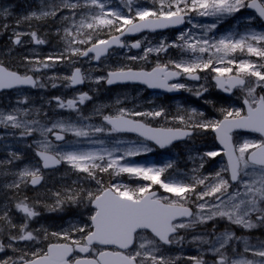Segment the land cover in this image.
Segmentation results:
<instances>
[{
  "label": "snow or ice",
  "instance_id": "1",
  "mask_svg": "<svg viewBox=\"0 0 264 264\" xmlns=\"http://www.w3.org/2000/svg\"><path fill=\"white\" fill-rule=\"evenodd\" d=\"M133 0H126L129 14H124L120 10H113L107 7L105 0H59L51 10L43 11L37 16L56 17L58 12L68 9L69 16L63 17L65 21L71 20L72 26L64 28V38L67 44L69 55L88 56L94 53L98 60L106 54L109 47L117 44L120 47L126 45L121 43L119 37L108 39H95L90 33L81 32V29H88L90 32H97L104 29L109 31L135 33L148 29H164L170 26L184 23V15L190 12L200 16L223 17L239 12L241 8H254L260 18L264 19V0L260 3L251 0H159V7L154 9H136L134 15L130 13ZM7 15V10L3 12ZM77 17L79 22L77 23ZM196 25H194L195 27ZM208 30L216 27V24L207 26ZM19 33L14 40L15 44H20ZM32 40L36 44H44L45 40L40 39L36 32L30 33ZM78 36H85L86 39H77ZM70 38V39H69ZM179 40L182 44H165L163 41L156 48H147L146 54L150 52L166 51L168 47H179L192 54L206 53L215 50L212 55L221 54L218 62L221 64L233 65L236 69L235 75L233 67H212L211 58L204 61L200 56H195L190 62L172 61L173 67L178 71H169L167 65H157L152 71H132L117 70L110 71L107 76V83L112 85L117 82H140L149 88H163L171 92L184 88L183 84H169L168 81L181 74H186L193 80L200 77L197 71H204L212 68L216 73V84L226 92H231L233 88H241L246 92L244 104L247 106L246 114L241 110L221 109L223 119L221 120H201L191 123L189 126L204 130L211 129L216 133V138L223 146L222 151H208L205 156L215 158L220 155L227 157V165L214 177H194V182L190 184L180 183L170 179H162L164 172L172 168V163L164 167H144L121 163L125 157L140 155L141 150L137 147H128L119 157H114L113 151L102 148L99 151H77L66 150L59 144L53 142L49 136L54 137V141H66V134H71L77 138L88 139L93 133H122L134 132L147 140L154 141L161 148L171 144L174 140L191 135L190 132L173 130L171 128H153L131 117L151 116L160 117L163 110L153 112H128L119 110L116 115H105L103 120L110 127H85L77 126L71 122L62 120L55 121L49 125H40L39 120L23 119L30 115L28 110L17 109L10 113L0 112V124L11 128L21 129V135H32L39 132L42 139L37 145L36 155L40 158L43 168H51L66 163L70 168L79 173H85L87 177L96 181L100 189L96 192L84 190L82 188H69L62 195L55 193L57 204L65 202L82 204L84 201L92 206L94 211L89 215L90 223L82 225H72L62 232H53V236L64 240V243L49 244L46 249H33L31 251L15 248L12 243L8 244L14 252H19L17 259L8 257L0 259V264H176V259L163 254L162 245L171 246L184 239L179 235L180 230H188L197 224H206L215 219H224L231 225L251 230L259 226H264V140L253 141L249 139L234 140L233 132L244 130L259 133L264 137V95H256L257 88L264 89V63H257L251 60H237L235 58L225 60V57L233 56L239 52L256 57L257 61H264V33H248L239 39H233L231 35L224 36L216 42L208 39L187 38L186 34H181ZM90 44V47L83 49L72 48V44ZM139 41L131 45L132 48H140ZM146 58V55L145 57ZM65 56H49L43 61H36L44 68L63 61ZM130 59H137L133 56ZM27 61L28 58L25 57ZM31 63V61H29ZM39 71V68L30 69ZM224 77H227L226 79ZM252 78V79H249ZM70 80L71 85H78L84 82V76L80 68H76L71 76L65 77ZM19 85H31L36 87V81L32 76L18 74L0 66V90L11 89ZM43 87V85H40ZM56 85L53 84V87ZM199 95V93H197ZM91 97L87 93L81 94L78 100H67L56 98L60 108H68L79 111L77 105L83 104ZM19 103H27V100ZM193 115H197L193 110ZM203 116V113H198ZM184 123V117H179ZM191 120V117H189ZM38 125L39 127H33ZM103 144L102 140L93 141ZM71 147V146H69ZM143 151H151L144 148ZM14 158L19 157L14 154ZM99 161V163H97ZM10 163V161H9ZM203 167V164H201ZM115 175L128 174L129 176L149 181V184L136 188H129L123 184H111L103 186V182L98 178L97 171L107 172ZM40 168L25 167L18 173V179L10 187L19 188L21 183H30L35 186L40 183L42 177ZM230 173L229 178H225L222 173ZM153 185H158L164 193H169L176 199L169 196L158 195L153 191ZM197 186H203L197 192ZM235 186V190L229 192ZM241 189L243 191L241 192ZM195 197L196 200L205 201L198 204V213L186 206L189 200ZM215 198L209 204L206 198ZM195 202V201H193ZM17 210L22 212L27 218L20 224L19 231L10 236L11 241L39 242V237L34 235L29 229L28 220L39 215L28 204L21 201L16 204ZM254 217V219H253ZM0 219L5 220L8 225L15 229L7 216V212L0 215ZM83 233L80 239L75 238V233ZM150 232L152 238L146 237L145 233ZM209 246V250L219 258L215 264H264V241L251 244L248 240L237 237L234 232L225 231L219 235L210 234L208 239L194 237ZM243 243V251L233 247V256L227 255V249L232 242ZM99 245L101 247H94ZM103 246H115L117 250H104ZM0 252H5V245L0 244ZM88 254V255H81ZM248 254L257 259H249ZM195 261V264H204L197 257H188Z\"/></svg>",
  "mask_w": 264,
  "mask_h": 264
},
{
  "label": "rangeland",
  "instance_id": "2",
  "mask_svg": "<svg viewBox=\"0 0 264 264\" xmlns=\"http://www.w3.org/2000/svg\"><path fill=\"white\" fill-rule=\"evenodd\" d=\"M246 1V0H245ZM261 1V0H260ZM106 5L108 8L117 10L118 8H126L124 11L126 14H129V9L126 3V0H105ZM168 0H165V3H167ZM21 6L19 8H16L15 11L17 15H23L26 18L29 19H37L36 17H33L32 14L36 13L37 16L40 15L43 11H49L52 9L54 4H58L59 0H35L34 3H36L35 8L33 5L32 0H27L26 2L20 1ZM132 9L133 11L130 13L131 15H134L135 10L140 8V9H154L159 7V0H133L132 2ZM13 5L10 4H4V6H0V25L3 30H7L5 32L6 35V43L8 45L11 43V41L15 40L17 38V34L19 33V37H25L27 35V32H24L20 30L18 27L13 26L12 23L7 22V18L10 17L9 15L14 14L13 12ZM7 10V15H4L3 12ZM244 8H241L239 12L233 13L231 15H224L222 18L221 17H215V16H200L197 13L191 12L192 14V19H189L188 24L186 25L185 29L180 31L178 34H172L170 36L166 35H156V36H149V35H144L141 36L140 39H138L139 42L142 44V50L135 53L132 52L129 48H125L120 51H116L111 54L108 58L101 60L97 64H93L92 58L88 57L86 59H82L79 55H69V52L66 50L67 49V44L66 40L64 38V28L65 27H71L72 26V21L68 20L65 21L63 17L69 16L70 12L68 9H63L60 12H58L56 17H41L38 19L39 21H48L51 23H55L58 28H53V31L48 32L49 34L53 35L55 37L56 35L59 36L55 42L51 45L50 42L48 44H36L33 42V46H31L29 43L31 42L30 39L24 38L20 39L21 43L18 45L19 47H27L26 50H17L12 53V60L13 62L18 65V66H26L29 71H35V70H30V69H35L39 68V76L37 79V87L34 89V93H23L25 94L26 97H21L20 101L26 100H33L35 99V93L41 98L44 97V99L40 100L37 105L34 104H29L25 105L24 107H21L20 105L13 104L9 105L8 108L0 106V112L3 113H10L13 112L19 108L21 109H31L32 112L30 115H32L31 120H39L40 125H49L52 122L55 121H64V122H71L73 124H76L77 126H85V127H99L89 125L88 122L84 121L82 118L86 117L88 113L98 115L99 112H102V117L105 115H116L119 113V110L124 109L128 112H153V111H158V110H163V115L160 117H151V116H139V118H142L146 123L150 124H155L159 126H166V127H172L169 125H175L177 127H184V128H189L190 121L186 116H193V108L192 107H184L182 101H168V103H164L162 101H158L156 97L154 96H148L143 90H139L138 88H124L119 91H113L111 93L110 97L105 98V95H109L108 91L99 89V86L101 85L102 80L104 79V74L106 71H114V70H121V69H128V68H146V64H149L146 69H149L153 66L161 65L164 66L165 64H172V61L175 62H190L191 59H194L195 56H200L202 60L206 61L209 58L212 59L213 63L215 62V67H226L224 65H228L226 63L221 64L218 62V57L221 54H215L214 49L211 50L210 52L206 53H196L192 54L190 52L184 51L179 47H168L172 48V52L169 56H167L166 52L168 53L169 50L166 51H161L159 53L157 52H150L146 54V49L151 47V48H156L160 45V43L163 41L165 44H172L173 42L176 44H182L183 42L179 40V37L181 34H186V39L187 38H192V39H208L210 42H216L220 38L224 36L231 35L233 39H239L241 36L248 34V33H255L252 28V24L250 23L254 18L252 15L249 13H244ZM234 19L233 22H231V26H227V20L228 19ZM19 20V19H18ZM79 22V17H77V23ZM216 24V27L212 30H208L209 25ZM194 25H196L194 27ZM238 26L243 27V29H240L237 31V35L232 31L236 29ZM88 29H81V32L87 33ZM102 31V30H101ZM101 31H97V35H95V32H89L93 40L95 39H102L100 37ZM103 33L106 34L107 36L111 34V31L109 30H103ZM115 33V31H114ZM70 39V38H69ZM77 39H86L85 36H78ZM88 44L81 45L79 43H74L72 44V48L75 49H83L85 46ZM42 47H46V50H43ZM9 50V49H8ZM4 52V51H3ZM61 53L64 54L65 59L63 61H60L58 63H54L49 61V63L52 66H55L56 72H50V67L44 68L42 65L37 64L36 60H34V63H29L27 60H22L21 56L25 54H32V57L35 59L38 54H43L42 55V61L45 60L49 56H59ZM240 54L239 52L234 54V57ZM7 55V54H6ZM146 58H143L145 57ZM137 57V59L133 60L130 59V57ZM7 57V56H6ZM233 56L225 57V60L228 59H233ZM244 57H250L247 54ZM0 61H6L4 57H0ZM1 63V62H0ZM75 68H80L81 71L83 72L84 76V81L85 84L83 87H80L78 89H72L70 87V80L65 79V77H69L72 73V71ZM206 73V76L204 77V82L201 83L199 86H197V89L200 88H208L209 85L211 84L210 78L208 74L210 73H215L212 71V68H208L204 71H201ZM56 74V78L54 76ZM53 84L56 86L53 87ZM88 84L91 86L88 87ZM40 85H43L41 87ZM83 89H96L100 90L101 97L100 99L97 100V104L91 102L90 100H86L83 104H78L77 107L79 111L73 110V109H68V108H60L58 104H54L50 106V103L53 101L52 99L56 100L57 96L63 101L67 100H78V96L80 95L79 93H85ZM46 90L50 92V94H47ZM185 93H188L190 97H193V86H189L187 90H184ZM241 94H245L246 92L241 89L237 91V95L240 97H245L246 96H241ZM20 92H17L16 95H18ZM60 93V94H58ZM100 97V95H99ZM8 99V98H5ZM2 100V98H0ZM50 101V102H49ZM8 102V101H7ZM134 105V106H132ZM83 106L88 108V111L82 116L78 117L75 119L77 113H79L81 110H83ZM139 106V107H136ZM168 106H171L172 108L175 107L176 109V114L168 113ZM31 107V108H30ZM109 108L110 114H106L103 112L104 109ZM196 112V111H195ZM84 115V116H83ZM183 116L184 117V123H181L179 117ZM2 125V124H1ZM3 126V125H2ZM38 125H33V127H39ZM6 127V132L3 130L0 131V152L4 153L6 152V156L14 157V154L17 156L18 154L16 151L13 149L14 146H17V144H24V141L22 140L21 142L15 143V140L8 141V139H12L11 137L16 134V129L11 128L10 126H5ZM200 129V128H199ZM22 131L21 129H19ZM204 130V129H202ZM8 132V133H7ZM72 137V138H69ZM243 136L239 137V140H242ZM50 139L51 136H49ZM242 138V139H240ZM32 144L36 149L38 143L42 139L40 133L33 132L32 134ZM54 142V139H52ZM96 140H102L103 144L99 143H94L93 141ZM206 140V139H202ZM59 144L62 148L66 150H77V151H99L102 148H106L110 151L114 149H120V151H113L114 157H119L123 154V151L127 149L128 147H137L142 149L140 154H145L150 151H143L144 148H148L145 144L133 140L132 138L128 137H117L115 136V133H104V138L103 139H93V136L91 135L90 138L85 139V138H77L75 136H71V134H66V141L57 143ZM71 146V147H69ZM182 152L183 158L185 159L186 162V167L191 170L189 172V175H187V178L193 179V177L199 178V177H209V169L205 165L204 161H201V158L203 157L201 154L197 155L196 160L193 161V153L197 150L195 147H193V139L190 140L186 145L182 146L179 148ZM174 151L173 154L177 153V151ZM128 157H125L121 163H125L126 159ZM10 159L9 158H0V162L4 163V165H9L7 169H5L4 174L7 175V173H10L11 175L13 174H18L20 171H15L16 165L13 166L11 161L9 163ZM183 161V160H182ZM167 162L171 163L169 157H167ZM99 163V161H97ZM64 164V168L62 169L63 172H68L69 174L77 173V174H84V173H79L70 168V166L66 163ZM201 164H203V167H201ZM137 166H142V165H137ZM35 166H28V168H34ZM146 167V166H144ZM25 167L22 168V170ZM36 168V167H35ZM34 168V169H35ZM123 174V173H122ZM168 172L166 173L167 176ZM66 175V174H64ZM129 178L130 176L126 174ZM113 177H115V174L113 173ZM185 177V176H184ZM214 177V176H210ZM186 178V177H185ZM132 180H135L137 178H130ZM164 179H170L169 177H166ZM83 182L85 183V190H91V189H96V186H92V184L95 182V180L90 179L88 177L82 178ZM171 180V179H170ZM73 179L70 177L68 181H59L55 180L51 187L55 186H61L64 187L67 184V187L70 184H73ZM46 183V182H45ZM75 183V182H74ZM46 187H48V183L44 184ZM44 188V186H43ZM42 188V189H43ZM72 188V187H69ZM46 189V188H44ZM162 191L161 189H159ZM235 190V186L233 188L229 189V192H232ZM92 191V190H91ZM243 189H241V192ZM49 192L51 193V189H49ZM163 193V196H169L171 199H176V197L171 196L169 193ZM207 202L209 204L213 203L215 198H206ZM11 200L8 199V203L10 204ZM188 202H193V197L191 200ZM201 203H205V201L202 200H197V202L194 205H198ZM7 205V202L0 205V215H3L5 212H7L8 218L11 220V217L17 215L18 212L15 210V205ZM199 210V209H198ZM92 214L90 211L85 213L83 215V218H77L78 215L75 213V216H69L66 215V217L74 218V219H65V222L68 223V225L60 226L58 221L51 220L49 222L45 220H40L35 223H32L31 230L34 235H37L39 237V242H29V241H13V247L15 248H22L26 250H33V249H40V248H45L46 243L45 241L48 238H53L56 239L57 236H53V232H62L66 229H69L72 225H82L85 224L86 221L88 220L89 215ZM23 214L20 215V217H23V219H27ZM35 218V217H33ZM254 219V217H253ZM227 221V220H225ZM5 224L3 227H0V239L3 238V236H8L7 240L10 241V236L12 235V231L16 230L11 228L8 223L4 220ZM11 222L15 225H19L18 223H15L11 220ZM228 222V221H227ZM29 224V223H28ZM239 227V226H236ZM257 233H259L261 230L264 231V228L257 227ZM233 232L238 235L241 233L240 228L234 229ZM80 234L83 233H75L77 237H80ZM264 234V233H263ZM262 237V236H261ZM248 240V239H246ZM9 241H4L3 244L5 245V252H0V259H7L8 257H13L14 259L19 258L20 253L19 252H14L11 248H8V244L10 243ZM57 241V240H55ZM249 241V240H248ZM257 243V242H256Z\"/></svg>",
  "mask_w": 264,
  "mask_h": 264
},
{
  "label": "flooded vegetation",
  "instance_id": "3",
  "mask_svg": "<svg viewBox=\"0 0 264 264\" xmlns=\"http://www.w3.org/2000/svg\"><path fill=\"white\" fill-rule=\"evenodd\" d=\"M257 63H264V61H257ZM209 88L211 89L206 90L205 92L203 91L202 93L203 96H213L214 93H219L216 90V88H213L212 85H210ZM204 89H208V88H204ZM256 95L257 96L264 95V89L257 88ZM241 110L243 113H245V109H243L242 106H241ZM246 135L252 136L251 138L253 141L263 140V137L259 134H255V135L246 134ZM135 139H138V138H135ZM142 156L148 157L149 154L148 153L140 154V155H137V158L142 157ZM132 162L133 164H136L138 160L135 161L134 158L132 157ZM97 175H98V178L103 182L104 187H107L111 184H116V180L114 179L113 173L111 172V170L110 172L103 173V176L100 175L99 171H97ZM130 178H132V176H130ZM130 178L127 175H125V179H121L120 181H117V184L121 183V184H128L129 186H132L135 181H138L137 179L132 180ZM133 178H136V177H133ZM93 185L96 186L97 190H99L101 187L100 185L96 183V181L93 183ZM82 205H88V202L84 201ZM187 206L191 208L192 211L193 210L196 211V209L198 208L197 205H187ZM206 226H209V225L208 224H197L188 230H180L179 235L183 236L184 239L178 243H173L171 246L162 245L161 248H162L163 254L171 258H178L176 259V264H195V261L188 259V257H197L198 259L202 260L204 264H215V261L219 257L214 255L209 250V246L207 244L202 243L200 240L194 239V237H203L205 239H208L210 237V234L212 233L210 231V228L209 227L207 228ZM145 235L148 238H152V236L149 233H145ZM237 237H241L242 240L248 239L249 243H251L252 241H255L258 243L260 239V234H257L256 231H254L249 234L237 235ZM94 247H98V246H94ZM233 247L238 248L242 252L243 251L242 241L239 243L235 241L232 242V245L227 249V253H226L227 255L230 251H232ZM104 250L112 251V250H117V249L116 248H104ZM251 258L257 259L252 256ZM148 264H150V262H148Z\"/></svg>",
  "mask_w": 264,
  "mask_h": 264
},
{
  "label": "water",
  "instance_id": "4",
  "mask_svg": "<svg viewBox=\"0 0 264 264\" xmlns=\"http://www.w3.org/2000/svg\"><path fill=\"white\" fill-rule=\"evenodd\" d=\"M142 31H150V32H154V31H152V30H148V29H145V30H142ZM141 31V32H142ZM156 31V30H155ZM134 35V33H128V32H125L123 35H120V37H123L124 35ZM113 46H118L117 44H113L111 47H113ZM111 47H109V48H111ZM174 79H177V77H174V78H172V79H170L169 81H171V80H174ZM168 81V82H169ZM19 86H22V85H19ZM25 86V85H24ZM17 87V86H16ZM12 89V88H11ZM152 89H155V90H162V91H167L166 89H163V88H152ZM9 90V89H8ZM178 131H180V130H178ZM184 132H190V131H184ZM191 134H192V132H190ZM187 136H184V137H182V138H180V139H176V140H174L173 142H176V141H179V140H182V139H184V138H186ZM150 141H152V140H150ZM152 142H154V141H152ZM172 142V143H173ZM155 143V142H154ZM156 144V143H155ZM159 146V145H158ZM41 182V181H40ZM32 185V184H31ZM37 185H39V184H37ZM36 186V185H35Z\"/></svg>",
  "mask_w": 264,
  "mask_h": 264
},
{
  "label": "trees",
  "instance_id": "5",
  "mask_svg": "<svg viewBox=\"0 0 264 264\" xmlns=\"http://www.w3.org/2000/svg\"><path fill=\"white\" fill-rule=\"evenodd\" d=\"M46 28H49V27H46ZM42 32H44V28H40L39 30H38V33H39V36L40 37H46L47 38V40H52V37L50 36V35H48V36H44V35H42ZM188 184V183H187Z\"/></svg>",
  "mask_w": 264,
  "mask_h": 264
},
{
  "label": "bare ground",
  "instance_id": "6",
  "mask_svg": "<svg viewBox=\"0 0 264 264\" xmlns=\"http://www.w3.org/2000/svg\"><path fill=\"white\" fill-rule=\"evenodd\" d=\"M54 28H58V27H54ZM53 29V28H52ZM42 35H44V36H48V32L47 31H44V32H42ZM87 120H89V118H86Z\"/></svg>",
  "mask_w": 264,
  "mask_h": 264
}]
</instances>
